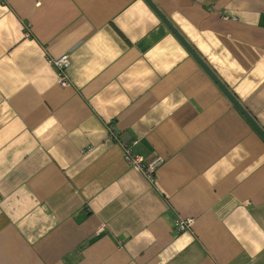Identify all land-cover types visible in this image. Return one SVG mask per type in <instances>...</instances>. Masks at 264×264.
Here are the masks:
<instances>
[{
  "label": "crops",
  "instance_id": "obj_1",
  "mask_svg": "<svg viewBox=\"0 0 264 264\" xmlns=\"http://www.w3.org/2000/svg\"><path fill=\"white\" fill-rule=\"evenodd\" d=\"M151 1L264 130V0ZM0 264H264V138L145 0H0Z\"/></svg>",
  "mask_w": 264,
  "mask_h": 264
},
{
  "label": "water",
  "instance_id": "obj_2",
  "mask_svg": "<svg viewBox=\"0 0 264 264\" xmlns=\"http://www.w3.org/2000/svg\"><path fill=\"white\" fill-rule=\"evenodd\" d=\"M150 7L156 12L158 17L166 24V26L174 33V35L179 39V41L185 46L189 53L195 58V60L201 65V67L207 72V74L217 83L223 93L230 99V101L241 111L247 121L252 125V127L259 133V135L264 138V130L256 123V121L249 115V113L240 105V103L235 99V97L227 90V88L215 77L211 70L205 65L203 60L197 55L193 48L185 41V39L180 35V33L173 27V25L168 21L166 16L157 8V6L151 0H145Z\"/></svg>",
  "mask_w": 264,
  "mask_h": 264
},
{
  "label": "built area",
  "instance_id": "obj_3",
  "mask_svg": "<svg viewBox=\"0 0 264 264\" xmlns=\"http://www.w3.org/2000/svg\"><path fill=\"white\" fill-rule=\"evenodd\" d=\"M55 64L60 68L67 66L66 57L63 56L57 59L55 61ZM124 160L129 165H133L138 169H140L141 172L150 180L153 179L156 168L162 162V158L160 156L153 157L152 159H144L143 157L133 155L130 151L129 146H126V144L124 147ZM191 223H192L191 218L185 219L178 217L174 221V228L177 229L178 231H182L188 228L191 225Z\"/></svg>",
  "mask_w": 264,
  "mask_h": 264
}]
</instances>
